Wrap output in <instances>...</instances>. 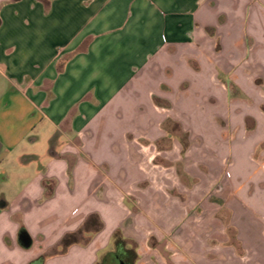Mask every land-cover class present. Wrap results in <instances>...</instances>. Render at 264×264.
Listing matches in <instances>:
<instances>
[{"label":"crops","instance_id":"crops-1","mask_svg":"<svg viewBox=\"0 0 264 264\" xmlns=\"http://www.w3.org/2000/svg\"><path fill=\"white\" fill-rule=\"evenodd\" d=\"M254 72L264 0H0V264H264Z\"/></svg>","mask_w":264,"mask_h":264},{"label":"trees","instance_id":"trees-1","mask_svg":"<svg viewBox=\"0 0 264 264\" xmlns=\"http://www.w3.org/2000/svg\"><path fill=\"white\" fill-rule=\"evenodd\" d=\"M53 143V140L51 141ZM49 195V194H48ZM102 229V223L96 215H90L83 225L74 233L67 234L63 237L62 249H67L71 245L85 246L92 235ZM113 244L120 249V255L123 257L125 264L136 263L135 245L127 240H122L120 232L116 231L112 236Z\"/></svg>","mask_w":264,"mask_h":264},{"label":"water","instance_id":"water-1","mask_svg":"<svg viewBox=\"0 0 264 264\" xmlns=\"http://www.w3.org/2000/svg\"><path fill=\"white\" fill-rule=\"evenodd\" d=\"M19 240L21 244L27 248L30 246L31 241L27 233H21L19 236ZM103 264H124L117 255L115 254H110L105 258V262Z\"/></svg>","mask_w":264,"mask_h":264},{"label":"rangeland","instance_id":"rangeland-1","mask_svg":"<svg viewBox=\"0 0 264 264\" xmlns=\"http://www.w3.org/2000/svg\"><path fill=\"white\" fill-rule=\"evenodd\" d=\"M256 70L257 71H259L260 69L259 68H256ZM255 74H253L254 75V77L252 76V78H258V80H257V82H259L260 81V78H264L261 74H260V72L257 74V72H254ZM6 83H5V81L3 80V79H1V76H0V93H2V91L4 90V88H6ZM35 150H37V152H39V153H41L42 152V150H43V148H42V146H41V144H38V145H36V147H35ZM119 253H120V251H119ZM141 264H143L142 262H141ZM147 264V263H146ZM151 264H156V263H151Z\"/></svg>","mask_w":264,"mask_h":264},{"label":"flooded vegetation","instance_id":"flooded-vegetation-1","mask_svg":"<svg viewBox=\"0 0 264 264\" xmlns=\"http://www.w3.org/2000/svg\"><path fill=\"white\" fill-rule=\"evenodd\" d=\"M115 255H117L118 256V258L125 264V261H124V259H123V257L120 255V253H114ZM110 255V254H109ZM107 257V256H106ZM105 257V258H106ZM105 258L101 261V263L100 264H103L104 262H105Z\"/></svg>","mask_w":264,"mask_h":264}]
</instances>
